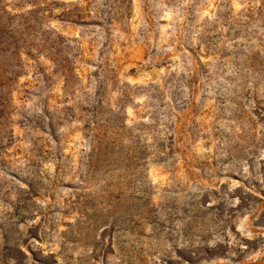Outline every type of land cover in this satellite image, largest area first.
<instances>
[{
  "label": "rangeland",
  "instance_id": "obj_1",
  "mask_svg": "<svg viewBox=\"0 0 264 264\" xmlns=\"http://www.w3.org/2000/svg\"><path fill=\"white\" fill-rule=\"evenodd\" d=\"M0 264H264V0H0Z\"/></svg>",
  "mask_w": 264,
  "mask_h": 264
},
{
  "label": "trees",
  "instance_id": "obj_2",
  "mask_svg": "<svg viewBox=\"0 0 264 264\" xmlns=\"http://www.w3.org/2000/svg\"><path fill=\"white\" fill-rule=\"evenodd\" d=\"M7 80H9V79H6L4 77V75L0 72V88H7L8 87Z\"/></svg>",
  "mask_w": 264,
  "mask_h": 264
}]
</instances>
